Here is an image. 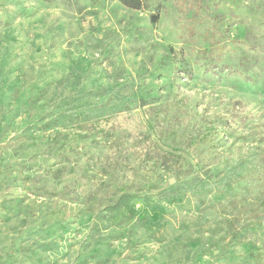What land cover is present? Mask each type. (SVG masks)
I'll return each mask as SVG.
<instances>
[{
	"label": "rangeland",
	"instance_id": "obj_1",
	"mask_svg": "<svg viewBox=\"0 0 264 264\" xmlns=\"http://www.w3.org/2000/svg\"><path fill=\"white\" fill-rule=\"evenodd\" d=\"M101 1L0 0V264H264V0Z\"/></svg>",
	"mask_w": 264,
	"mask_h": 264
},
{
	"label": "trees",
	"instance_id": "obj_2",
	"mask_svg": "<svg viewBox=\"0 0 264 264\" xmlns=\"http://www.w3.org/2000/svg\"><path fill=\"white\" fill-rule=\"evenodd\" d=\"M119 2V4L127 9H131V10H136V11H140V10H147L151 7L152 5V0H117ZM102 4L101 0H93V5L95 6H100ZM149 16H150V20L152 23H156L158 20V11H156V13H150L149 12ZM232 17H227V16H223V15H219V14H215L212 16L213 21L216 23V26L220 27L221 30L223 32L228 31L229 25H230V21H231ZM231 42L235 43V44H240V45H246L249 46L250 48H254L255 47V43L252 37H245L242 39H232ZM222 47H219V45L217 43H215V45L212 47V49H216V57L214 56L213 52H211V47L210 49L207 51L208 54H210V60L208 62V69L210 68L211 70H216L217 69V63L220 62L221 60V55H223L224 53L222 52ZM210 51V52H209ZM219 54V55H218ZM215 61V62H214ZM221 68L226 69L228 74H237V70L226 65L223 64L221 65ZM96 124V123H94ZM95 126L97 125H92L93 129H96ZM156 178L158 179H162L161 175H156Z\"/></svg>",
	"mask_w": 264,
	"mask_h": 264
},
{
	"label": "water",
	"instance_id": "obj_3",
	"mask_svg": "<svg viewBox=\"0 0 264 264\" xmlns=\"http://www.w3.org/2000/svg\"><path fill=\"white\" fill-rule=\"evenodd\" d=\"M173 183H174V179H169V180H168V184H169V185H172Z\"/></svg>",
	"mask_w": 264,
	"mask_h": 264
}]
</instances>
